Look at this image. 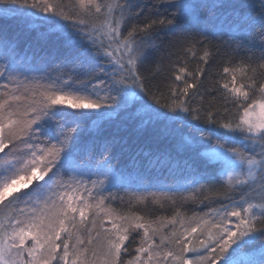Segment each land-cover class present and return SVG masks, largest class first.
Masks as SVG:
<instances>
[{
    "label": "snow or ice",
    "instance_id": "1",
    "mask_svg": "<svg viewBox=\"0 0 264 264\" xmlns=\"http://www.w3.org/2000/svg\"><path fill=\"white\" fill-rule=\"evenodd\" d=\"M257 4L259 11L244 24L252 41L259 40L262 55L255 63L248 58L223 68L212 99L218 93L225 114L228 104L237 111L234 118H218L199 93L202 68L192 73L179 66L163 87L149 86L143 71L147 45L162 31L173 35L171 47L193 57L199 52L208 64L213 50L187 34L186 23L199 24L200 17L183 0H168L167 15L143 23L133 22L142 13L132 0H0L5 6L0 15L17 8L43 13L46 23L67 33L69 58L88 68L82 75L49 74L41 83L19 79L6 64L0 67L5 81L0 83V264H257L243 250L256 241L264 249V0L231 5L255 10ZM59 21L76 27L68 31ZM162 71L157 64L151 77ZM131 100L142 101L143 111L156 118H177L166 117L160 107L193 120L204 113L206 123L241 134L239 148L235 137L211 148L223 163L221 194L231 204L204 217L178 219L177 213L166 222L147 221L117 211L97 191V181L89 185L79 178L73 149L80 123L93 113L111 116ZM132 231L142 233L134 249L128 243L136 239ZM258 264H264V251Z\"/></svg>",
    "mask_w": 264,
    "mask_h": 264
},
{
    "label": "trees",
    "instance_id": "2",
    "mask_svg": "<svg viewBox=\"0 0 264 264\" xmlns=\"http://www.w3.org/2000/svg\"><path fill=\"white\" fill-rule=\"evenodd\" d=\"M183 2L200 17L199 24L195 21L186 23L187 34L204 40L213 50V55L208 64H204L199 59V52L193 57L171 47L168 43L174 39L171 33L162 31L159 35L154 34L147 45L149 56L143 69L150 77L149 86L155 83L163 87L165 81L174 80L175 69L179 66L192 73L202 68L204 75L198 77L197 82L199 93L205 98V108L211 101L213 109L218 110V118L225 115L234 118L237 110L228 104V113L225 114L219 94L213 100L211 89L218 87L216 81L223 78L225 66L248 58L252 63L260 59V42L252 41L244 24L245 18L257 14L258 4L255 10H234L231 5L244 0ZM132 3L136 11L142 13L138 18L134 17L133 22L143 23L171 11L168 0H132ZM221 4L225 7H220ZM4 7L0 5V9ZM38 13L30 8H17L6 16L0 15V67L8 65L14 70V75L25 82L39 80L43 83L47 75L54 77L60 72L86 73V65L69 58L72 53L65 43L67 33L54 29L53 25L36 16ZM65 24L68 31L76 27L70 22L65 21ZM157 64L163 71L152 78L151 73ZM4 82L0 78V83ZM175 83L182 87L181 81ZM148 102L151 103L150 100ZM198 102L199 96L194 97L193 103ZM159 111L166 117L177 118L150 116L143 111L142 101L131 100L126 109L113 111L111 116L93 113L91 119L82 121L73 149V157L80 165L78 171L82 173L79 178L89 185L91 181L107 182L106 188L97 189L107 204L122 214L135 213L147 221L166 222L165 218L171 219L177 213L178 219L204 217L213 209L231 204L232 200L221 194L224 180L219 173L220 166L208 161L203 153L215 144L224 143L225 137L237 138L235 147L239 148L241 134L206 123L204 113H201L200 120H193L185 113L168 112L162 107ZM105 145L111 147L106 150ZM96 174H102V177ZM230 195L239 199L238 193ZM141 198L146 199L142 201ZM176 227L179 228V224ZM131 235L136 239L133 242L130 237L128 243L134 249L142 233L132 231ZM261 249V242L256 241L243 251L245 254L257 253V258L250 260L258 264L262 255L258 251ZM188 255L194 258L193 254Z\"/></svg>",
    "mask_w": 264,
    "mask_h": 264
},
{
    "label": "rangeland",
    "instance_id": "3",
    "mask_svg": "<svg viewBox=\"0 0 264 264\" xmlns=\"http://www.w3.org/2000/svg\"><path fill=\"white\" fill-rule=\"evenodd\" d=\"M36 16H38L39 18H41V19H43L44 20V22H45V19H44V14L43 13H41V14H37ZM59 23L60 24H65V21H59ZM53 28L54 29H57L56 28V26L55 25H53ZM74 29V28H73ZM72 29V30H73ZM57 30H59V29H57ZM129 92H131L132 90L131 89H129L128 90ZM239 147H240V144H239ZM204 156H205V158L208 160V161H210V162H212V163H216V164H218L219 166H220V176L222 177V179L225 181V179H226V177L223 175V172H222V167H223V163H222V161H220L219 159H217V158H214L212 155H211V149H208V150H206L204 153ZM97 176H100V177H102V174H96ZM106 177V176H105ZM108 186V183L107 182H105L104 181V183L101 185L100 183H98V185H97V189H104V188H106ZM253 244V243H252ZM252 244H250V245H252ZM262 251H264V249H261L260 251H258V253H262ZM245 257L247 258V259H256L257 258V253H251V254H245Z\"/></svg>",
    "mask_w": 264,
    "mask_h": 264
}]
</instances>
